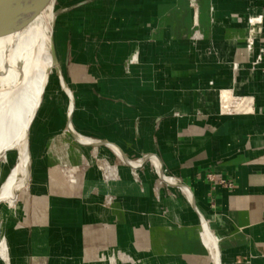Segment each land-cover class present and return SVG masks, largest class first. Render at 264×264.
Here are the masks:
<instances>
[{"label": "crops", "instance_id": "1", "mask_svg": "<svg viewBox=\"0 0 264 264\" xmlns=\"http://www.w3.org/2000/svg\"><path fill=\"white\" fill-rule=\"evenodd\" d=\"M55 45L62 113L34 123L28 184L0 209L8 264H264V0H94Z\"/></svg>", "mask_w": 264, "mask_h": 264}, {"label": "bare ground", "instance_id": "2", "mask_svg": "<svg viewBox=\"0 0 264 264\" xmlns=\"http://www.w3.org/2000/svg\"><path fill=\"white\" fill-rule=\"evenodd\" d=\"M54 16V2H52L42 13L30 20L20 30L0 36V89L4 79L10 82L12 88L11 99L14 103L16 112L14 118L12 120H5V123L0 129V157L4 162V165L10 167L9 178L0 187V201L6 200L8 205L11 207H13L14 201L18 195V188L15 185L16 179H20L26 187L30 175L31 153L28 141L30 125L28 126L29 114L26 107V98L34 75L35 66H37L38 50L35 46L28 49V46L34 38L38 36L42 29H47L49 31L50 42L52 45ZM53 54L58 61L56 47L53 50ZM26 72H28V80L24 79ZM61 79L64 83L66 92L71 97L70 89L64 82L62 74ZM72 111L73 100L69 106V115H71ZM76 137L82 143H89L94 147H97L100 143L98 140L90 139L80 134H76ZM12 143H15L14 145L16 147V159L14 160L10 159L8 155L9 150L7 148L11 146ZM111 149L131 166L134 176H138L135 169L141 167L142 163L147 159L140 157L138 160L136 159V161L131 160L120 150L112 147ZM150 163L154 166L156 173L160 177L157 165L152 160H150ZM170 181L174 185H184L182 181L171 175ZM208 233L209 232L205 233L206 237ZM0 255L4 259L5 263L8 264L9 259L7 256V243L4 237L0 238Z\"/></svg>", "mask_w": 264, "mask_h": 264}, {"label": "rangeland", "instance_id": "3", "mask_svg": "<svg viewBox=\"0 0 264 264\" xmlns=\"http://www.w3.org/2000/svg\"><path fill=\"white\" fill-rule=\"evenodd\" d=\"M30 45L28 46L29 47L28 49H30V47L32 46H35L36 49L38 50V61L36 64L37 66H35L34 75L30 83L27 98H26V107H27L28 114H29L28 126L30 125L31 121L34 118V113L37 109L38 104L41 101V98L44 92L48 93L47 101L45 102L46 107H44V110H42V112L38 115V117L33 122V125L31 126L30 133H29L30 143H31V135L34 130L33 129L34 123L41 125L47 120H51V119L58 117V115L61 114L62 111L59 105L56 103V100H54V98H56L54 87L55 86L60 87V78L58 74L55 72L56 65H55V61L53 59V54L51 50L49 31L47 29H42V31H40L38 36L34 38V40L31 42ZM59 55H60L62 69H63L64 52L60 51ZM24 79L26 80L29 79L28 72H26ZM11 93H12V88H11L10 82L4 79L1 85V89H0V129L5 123V120L7 119L12 120L16 113L14 103L11 99L12 98ZM47 104H50L54 107L55 113H53V115L50 114L48 116L49 108L47 107ZM10 133L13 134L12 132ZM14 144L12 143L11 146L7 147L9 150L8 155L10 159L12 160L16 159V147ZM139 158L140 157L134 158L131 160L136 161V159L138 160ZM139 168H142V166ZM137 169L135 170H136V173L138 174L139 171H137ZM9 173H10V167L5 166L2 158L0 157V187L9 178ZM137 177L138 176L136 175V178ZM15 185L18 188L17 189L18 193L22 188L25 187L24 183L20 181V179H16ZM2 208H11V206L8 205V202L6 200H1L0 209Z\"/></svg>", "mask_w": 264, "mask_h": 264}, {"label": "water", "instance_id": "4", "mask_svg": "<svg viewBox=\"0 0 264 264\" xmlns=\"http://www.w3.org/2000/svg\"><path fill=\"white\" fill-rule=\"evenodd\" d=\"M94 0H82L70 5H59V0H0V36L13 33L24 27L30 20L42 13L50 3L54 2V21L52 29V49L55 45V30L57 19L60 14L75 9L81 5L92 2ZM70 129L71 126L69 125ZM143 158L152 160L158 167L161 179L169 186L173 183L170 176L166 173L163 162L160 158L151 154H144ZM185 194L192 196V192L186 186L179 187ZM201 215L202 226L204 232H209L208 224Z\"/></svg>", "mask_w": 264, "mask_h": 264}]
</instances>
